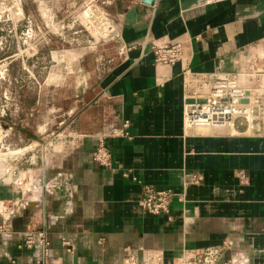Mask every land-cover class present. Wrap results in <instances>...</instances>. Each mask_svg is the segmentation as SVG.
I'll return each instance as SVG.
<instances>
[{
	"label": "crops",
	"instance_id": "crops-1",
	"mask_svg": "<svg viewBox=\"0 0 264 264\" xmlns=\"http://www.w3.org/2000/svg\"><path fill=\"white\" fill-rule=\"evenodd\" d=\"M105 1L119 37L94 44V59L75 39L62 56L71 71L48 77L58 123L50 110L42 126L18 127L27 135L0 168V264H180L223 245L225 259L263 264L264 109L253 131L191 135L181 72L230 73L242 51L264 50V0ZM151 42H182V62L155 65ZM124 124L130 139L109 136ZM99 139L109 169L91 159ZM147 185L175 194L168 214L139 206Z\"/></svg>",
	"mask_w": 264,
	"mask_h": 264
},
{
	"label": "built area",
	"instance_id": "built-area-1",
	"mask_svg": "<svg viewBox=\"0 0 264 264\" xmlns=\"http://www.w3.org/2000/svg\"><path fill=\"white\" fill-rule=\"evenodd\" d=\"M75 1V0H73ZM76 25L70 30L73 34L86 31L94 44L114 41L119 37V19L107 11L109 2L105 0H76ZM84 24V25H83ZM85 26V27H84ZM150 51L155 65H174L183 60V43L166 45L150 43ZM182 84L188 102L183 111V128L195 136L209 135L212 131H237L243 127L248 132L257 128L263 119L264 109V50L250 48L241 52L238 67L230 73L213 72L194 74L187 67L182 68ZM127 124L122 130L113 131L109 136L130 139ZM93 163L103 169L112 166V158L104 140L99 139L91 153ZM175 194L170 190L144 186L138 199L139 206L148 214L158 216L168 214L169 204ZM21 204L8 205L3 210L11 216L17 214ZM264 233V222L261 228ZM41 238L43 234H38ZM31 240L27 241V244ZM226 245L202 250H193L181 264H239L240 256L230 254L224 258ZM160 258L155 257L154 262ZM130 262V260H129ZM264 264V263H263Z\"/></svg>",
	"mask_w": 264,
	"mask_h": 264
},
{
	"label": "rangeland",
	"instance_id": "rangeland-1",
	"mask_svg": "<svg viewBox=\"0 0 264 264\" xmlns=\"http://www.w3.org/2000/svg\"><path fill=\"white\" fill-rule=\"evenodd\" d=\"M75 1L0 0V168L10 164L19 137L27 135L18 127L42 126L50 110L51 124L58 123L62 100L54 85L59 81L48 77L71 71L61 68L67 61L62 56L75 47V39L95 57L94 39L85 30L76 38L70 30L78 24ZM106 43L111 41L99 44Z\"/></svg>",
	"mask_w": 264,
	"mask_h": 264
},
{
	"label": "water",
	"instance_id": "water-1",
	"mask_svg": "<svg viewBox=\"0 0 264 264\" xmlns=\"http://www.w3.org/2000/svg\"><path fill=\"white\" fill-rule=\"evenodd\" d=\"M141 3L144 5H151L152 4V0H141Z\"/></svg>",
	"mask_w": 264,
	"mask_h": 264
},
{
	"label": "bare ground",
	"instance_id": "bare-ground-1",
	"mask_svg": "<svg viewBox=\"0 0 264 264\" xmlns=\"http://www.w3.org/2000/svg\"><path fill=\"white\" fill-rule=\"evenodd\" d=\"M43 6V5H42ZM42 8V7H41ZM45 8V7H44ZM46 9V8H45ZM48 10V9H47ZM41 11H42V9H41ZM44 13V12H43ZM47 15V14H46ZM13 153V152H12ZM12 153H10V154H12ZM5 156H7V155H5Z\"/></svg>",
	"mask_w": 264,
	"mask_h": 264
}]
</instances>
